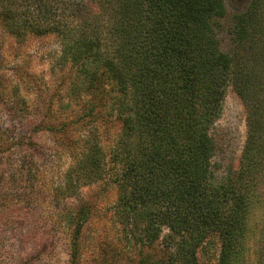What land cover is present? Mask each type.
<instances>
[{"label": "trees", "instance_id": "trees-1", "mask_svg": "<svg viewBox=\"0 0 264 264\" xmlns=\"http://www.w3.org/2000/svg\"><path fill=\"white\" fill-rule=\"evenodd\" d=\"M226 13L224 0H0V25L17 39L62 40L78 63L73 93L96 90L104 77L116 83L121 132L105 150L94 111L84 109L82 150L58 191L72 196L111 173L113 218L140 264H201L197 249L212 236L221 242L215 264H243L264 180V0L235 16L231 54L216 32ZM230 83L247 109V139L238 172L214 182L211 127ZM79 214L64 213L76 228L74 259ZM160 239L167 256L151 260L143 249Z\"/></svg>", "mask_w": 264, "mask_h": 264}, {"label": "rangeland", "instance_id": "rangeland-1", "mask_svg": "<svg viewBox=\"0 0 264 264\" xmlns=\"http://www.w3.org/2000/svg\"><path fill=\"white\" fill-rule=\"evenodd\" d=\"M224 1L227 13L216 32L221 50L231 54L235 16L247 11L252 0ZM77 70V61L66 57L56 34L19 40L0 25V264H140V249L128 246L122 225L113 218L118 190L111 173L83 184L72 196L58 191L81 153L82 124L88 119L82 116L89 107L95 113L91 125H98L105 150L122 128L112 111L116 83L104 77L96 90L73 93ZM247 131L245 103L230 83L211 127L214 182L238 172ZM81 210L86 211V221L74 259L76 228L66 224L64 213L79 217ZM220 247L217 236L202 243L197 249L201 264L217 263ZM145 253L151 260L167 256L162 239L144 248ZM243 264H264L262 179L256 187Z\"/></svg>", "mask_w": 264, "mask_h": 264}]
</instances>
